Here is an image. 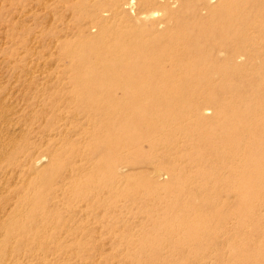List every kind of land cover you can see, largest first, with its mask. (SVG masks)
<instances>
[{"label": "rangeland", "instance_id": "374dc122", "mask_svg": "<svg viewBox=\"0 0 264 264\" xmlns=\"http://www.w3.org/2000/svg\"><path fill=\"white\" fill-rule=\"evenodd\" d=\"M132 1L0 0V264H264V0Z\"/></svg>", "mask_w": 264, "mask_h": 264}, {"label": "bare ground", "instance_id": "6f19581e", "mask_svg": "<svg viewBox=\"0 0 264 264\" xmlns=\"http://www.w3.org/2000/svg\"><path fill=\"white\" fill-rule=\"evenodd\" d=\"M209 1H211V0H209ZM131 4H134V2L131 3ZM156 12L142 14L141 15V18L144 19V20H152L153 18L156 17ZM148 30H149L150 34L157 33V31H156L157 28L155 26H152ZM143 34H144L143 31L138 30L137 33H135V35H133V38L131 39L132 41H130V42H125V41L122 42L121 37H119V38L115 37L116 40L118 39V44L117 45L114 44V46H111L109 48V51H107L106 54H107V56H109L110 58H112L113 61H116L120 65L110 66V67L106 68L105 69V72H106L105 77L106 78H101L100 80L95 81L94 84H96L97 86H102V87L108 88L107 81L109 79H111V77H120V76H124V75H133V74H142L143 75L146 72V69L144 70L143 69V66L141 65L142 61H144V55H145V51H143L144 50V46L147 43L146 42V37H144ZM159 40L160 39L158 37H153L150 42L152 43V45H155V44L159 43ZM109 42H111V40ZM127 43H128V46H130V48H129L130 50L129 49H126L127 48ZM131 45H135V47L132 49L131 48ZM221 46H222V44H221ZM121 47L124 50L123 52H121V49H120ZM158 47H159V44L155 46V49L157 50ZM92 54H94V53H92V52L91 53H85L81 57H83L84 61H86L87 58H88V56L89 55H92ZM235 58H237L236 60L239 61V59L241 58V56L235 57ZM131 60H136V61H131ZM163 61H164V58H163ZM132 63H136V64L140 65L141 66L140 69L137 70L136 72L134 70H132V69H129V67H130V65ZM80 69H82L85 74L94 73V69L91 68V67H89V66H87V67L80 66L78 70H80ZM127 69H128V71H127ZM81 75H82V72H81ZM107 77H109V78L107 79ZM96 85H94V87L91 88L90 83L87 84L88 87L90 86L89 89L96 88L97 87ZM110 87L111 88L117 87V89H120L122 91L124 90V92H127L129 90H134V89L135 90H138V91H145V90H147L146 88H148L149 85H147V84H140V83H137V82H132L131 85L130 84H115V85H112ZM111 88H109V89H111ZM89 92H91V94H92L91 96L96 97L95 96V91L89 90ZM143 93H145V92H143ZM155 94H156L155 91L152 90V95L153 96H156ZM213 99L216 100V102H217L216 103L217 110H218V113L220 114V116L221 117H227V116L230 117V119H229L230 120L229 125H230L231 128L234 129V128H238L240 125H244V122H246V118H245V115L243 116V113H241V112L239 113V112H235V111H228L227 110V107H225V106H223L221 104V101H219V100L217 101L216 97H214ZM93 104L94 105H92V106L96 109V107L98 106V103L95 102V100H94V103ZM134 105L136 107H143V106L148 105V103H134ZM110 106H113V105L110 104ZM102 112L105 115H107V117L109 115H111V111L108 108L107 109H104ZM143 116L144 115H141L140 113H132L131 116L130 115L127 116L128 117L127 122H128V125H129L127 127L128 128L132 127L133 124L135 123V121H137L140 117H143ZM105 128H106V133L104 134V137L102 138L103 140L101 139L102 140L101 141V144H102V147H104V146L106 147L107 153L110 152V154H112L111 153V146H113L117 142L119 143V140L122 141L123 138H122V136H121V138L119 136H117V137L114 136L115 134L113 133V130H112L111 121L110 122L108 121L105 124ZM246 134L247 133H244L243 136H245ZM124 140H126V139H124ZM110 160H112V163L109 162V163H107V165H105V168H106L107 171H111L114 168L113 166H115L114 163H115V160H117V159L113 160V158L111 157ZM99 169H101V168L100 167H97L96 172H94L95 173L94 174V177L92 179H95L96 180V178L98 177V173L97 172H99ZM92 184H93V180L91 182H86V184L83 185V186H86V187H84L86 189V188L91 187Z\"/></svg>", "mask_w": 264, "mask_h": 264}]
</instances>
